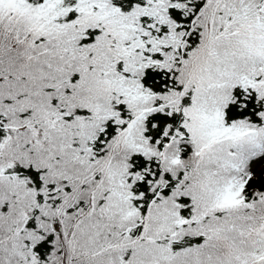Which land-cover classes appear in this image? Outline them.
I'll list each match as a JSON object with an SVG mask.
<instances>
[{"label":"snow or ice","instance_id":"1","mask_svg":"<svg viewBox=\"0 0 264 264\" xmlns=\"http://www.w3.org/2000/svg\"><path fill=\"white\" fill-rule=\"evenodd\" d=\"M0 264H264V0H0Z\"/></svg>","mask_w":264,"mask_h":264}]
</instances>
